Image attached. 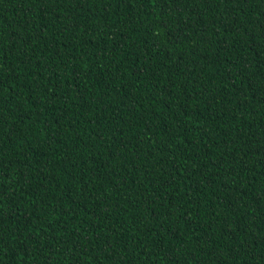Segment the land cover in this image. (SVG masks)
Returning a JSON list of instances; mask_svg holds the SVG:
<instances>
[{
	"label": "trees",
	"instance_id": "trees-1",
	"mask_svg": "<svg viewBox=\"0 0 264 264\" xmlns=\"http://www.w3.org/2000/svg\"><path fill=\"white\" fill-rule=\"evenodd\" d=\"M0 264H264V0H0Z\"/></svg>",
	"mask_w": 264,
	"mask_h": 264
}]
</instances>
